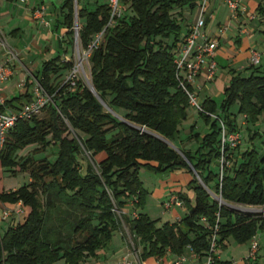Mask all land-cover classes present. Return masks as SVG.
<instances>
[{
	"label": "trees",
	"instance_id": "1",
	"mask_svg": "<svg viewBox=\"0 0 264 264\" xmlns=\"http://www.w3.org/2000/svg\"><path fill=\"white\" fill-rule=\"evenodd\" d=\"M121 2L128 12L117 17L112 27H107L111 17L108 3L93 10L78 9L79 19H84L78 24L83 49H89L94 37L106 31L89 55L91 83L98 95L80 78L74 88L56 82L73 66V61L60 55L45 60L27 79L23 97L31 100L29 88L38 82L52 101L39 114L19 120L0 147L2 167L13 175L30 176L27 184L0 191V202L31 207L23 221L15 220L0 233V264H87L111 244L114 232L121 231L122 219L129 225L134 248L141 247V261L159 260L169 252L182 256L188 246L204 257L213 234L219 248L230 238L238 243L252 241L264 228V214L233 211L211 195L264 206V154L255 147L242 151L230 146L223 153L220 139V120L229 131L238 132L237 115L231 111L236 102L248 121L256 124L264 119V71L257 68L248 76L234 72L221 108L211 97L202 101L200 113L211 122V130L195 153L179 149L185 159L158 135L176 138L187 117L190 104L179 85L175 57L183 38L184 7L193 11L199 2ZM75 3L65 0L62 6L67 9L63 23L70 34L75 33ZM258 11L264 18V0ZM21 95L0 104V110ZM121 108L123 118L109 111ZM52 143L58 148L54 160L33 155ZM30 145L35 146L33 153L18 156L20 149ZM84 151L91 154L85 169L78 159ZM99 153L105 156L97 162L94 156ZM223 154L231 165H224L222 175L211 164L221 166ZM150 161L157 162L158 170L183 167L194 172L195 199L178 195L187 206L186 215L161 227L146 213L130 217L125 210L130 200L136 210L142 202L139 169L153 166ZM203 218L218 230H211ZM213 256L216 264H233L220 259L218 252Z\"/></svg>",
	"mask_w": 264,
	"mask_h": 264
},
{
	"label": "rangeland",
	"instance_id": "2",
	"mask_svg": "<svg viewBox=\"0 0 264 264\" xmlns=\"http://www.w3.org/2000/svg\"><path fill=\"white\" fill-rule=\"evenodd\" d=\"M35 1L36 4L34 5H38L37 0ZM60 1L61 0H58V2ZM201 1L202 0H198L199 4L201 3ZM97 2H101V0H84L82 3L77 4V10L82 5L88 7V9L93 10L97 7L98 5ZM225 3H226L225 0H209L207 7V14L213 7H217V4L223 5L225 7L224 12L225 10L227 11L228 7L225 5ZM199 4L193 11H190L188 9V6L184 7L185 20L182 22L183 23V28L181 30L182 37L186 34L190 26L195 22L199 10ZM127 8L128 6L126 4L125 5L122 4L121 16L124 15L126 12H128ZM29 16H30V21L32 22L36 21L33 18V10H31ZM83 21L84 19H79V17L77 18L78 24L82 23ZM256 22L258 25H262L264 23V18L260 16V18ZM113 25L114 24H112L110 27H112ZM211 27L212 28H210V33L212 32L211 30H214L216 28V26H214L213 24L211 25ZM32 29L36 30L37 32L39 31L40 35L37 36L35 43L31 45V48L29 50L30 57L26 55L27 59H30L29 60L30 62L27 65H24V67L23 65L20 66L19 64L13 67L14 69L13 75L10 76V78L7 81H5V83L3 82L4 84H2L3 89L0 91L2 97H4L3 94H7L9 97H13L20 95V93L27 92V88H28L26 85L27 77L33 75L34 72L42 68L44 60L54 58L57 55H60L62 58H64L66 53L70 56L71 60L74 63L80 62L79 78L82 79L87 85H89V81H91V64L89 61V57L87 56L86 53L88 52V49H83L79 35H76V33L72 35L66 33L65 35L66 39L64 41V44L62 45V48H59L58 47L59 41L57 39L58 35L54 31V29L50 31L48 30L46 31L45 28H41V29L38 28L37 24H33ZM2 31L0 30V37L3 39L5 36L9 34L6 32L3 33ZM105 34L106 31L104 30L100 34L96 35L92 43L101 41ZM48 37L49 39H47ZM45 45L46 47L49 46L50 51L52 53L48 55L47 59H45L43 55L41 56V54L39 57V52L40 50H42V48L45 47ZM0 47H1L0 63H7L8 66L11 65L12 58H14V55L18 56V58L22 60L23 58L22 54L21 53L19 54V52L14 48L4 47L3 45H0ZM65 49H67L68 51L66 52ZM230 50H231L230 54L234 55V47L231 48ZM231 61H232L231 59H227L226 62L218 63L217 75L213 81L205 82L202 80L201 85H203L205 89L203 90L201 95H199L200 96L199 101L201 103L204 98L210 96L212 99L216 101L218 108H221V103L225 97L224 94L225 88L230 83L232 73L235 70L233 67L234 65L230 67L232 63ZM67 75H68L67 71L63 72L60 75V77L57 78L56 82H58L59 84L65 83L67 79ZM247 75L248 74H244V76ZM18 84H21L22 86L20 87L18 86ZM29 89L35 91V86H33L32 89L31 88ZM21 97L17 101V103L20 105L25 100L26 101L28 100L22 95ZM109 111H111L114 115L123 118V114H124L123 109L122 110L109 109ZM231 111L237 115V122L239 123L238 125V132L240 133V142L238 143L239 150L243 151L246 150L248 147H255L260 153L264 154V119L260 118V120L256 124H254L251 121H248L247 118H245V115L242 114L239 110V102H236L234 105H232ZM211 126H212L211 122H208L206 118L203 115H201L198 109L190 106L187 109V117L183 120L182 125L180 126L181 128L180 134L176 138L172 140L166 139V141L169 144H171V146L173 145L172 147L174 149L176 148L180 150L185 149L191 151L192 153H195L202 144V138L211 130ZM253 131H258V133H256L255 137L252 138ZM151 133L157 135L156 132L151 131ZM34 147L35 146L30 145L28 147H25L24 149H20L19 150L20 154H18V156L33 153ZM57 152H58L57 145L52 143L50 146L46 148L45 151H41L39 153H33V155L37 158L47 156L49 157V159L54 160L56 158ZM104 156L105 153H99L95 155L94 158L97 162H99L101 158H103ZM90 157H91L90 152H85V151L81 152L78 155L79 163L83 169H85L87 165V159ZM150 164L151 165L153 164V166L142 165L139 169V178L142 182L144 189L142 202L139 204L136 210L135 207L132 205V201L130 200L127 202L125 210L130 217L136 216L138 212L146 213L147 215H149V217L152 220H155L157 227H161L166 222L176 221L178 218L184 217L186 215L187 206H184L183 204L182 205L173 204L171 207L168 208L166 205L170 202L171 197L174 195H183L186 198H190L192 200L195 199L196 189L194 187V181H192L194 172H191L183 167L172 168L168 170H158L155 168L157 162L150 161ZM211 168L213 170H217L218 172L219 171L221 172V166L217 163L213 162L211 164ZM29 181H30V176L28 175V173H18L13 175L11 171L5 169L0 164V191H10L17 189L27 184ZM211 195L216 199H218V201H220L223 205L227 206L233 211L264 214V206H255V205H247L237 202H229L224 200L223 198L221 199L220 196H216L215 193H212ZM4 206L13 209L16 207V204L12 202H4ZM24 207H25V212L23 213L21 218H19L18 221H23L26 215L31 210V207L28 205H25ZM1 209L2 207L0 206V217H1ZM118 213L121 214L120 211H118ZM17 219L18 218L16 217V214H13L11 217L5 220L0 219V233H3L8 228L9 224L15 223V220ZM256 239L261 243L260 244L261 252L259 253L260 254L259 257H255V255H253L252 261L255 262L258 258H261L260 263L264 264V230L261 231L260 235ZM250 245H251V241H250ZM134 247H135V242L132 233L129 229V225L124 219H122L121 231L114 232L111 244L107 248L103 249L101 253L102 254L105 253L106 255L108 254L107 256L109 261L108 264H118V258L123 254L124 256L120 264H141L139 260L141 247L138 246L137 249H135ZM217 251L218 254L221 255V257L223 258V260L228 259L231 261H233L234 258L237 259L238 256L240 257L251 253L249 250V245L239 244L234 240V238H230V240L226 242V246H220ZM165 259H166V264H169L170 257H166ZM97 261L98 262L96 263L93 259L87 264H102L106 260H104L103 256H101V260H97ZM82 264H86V263L82 262Z\"/></svg>",
	"mask_w": 264,
	"mask_h": 264
},
{
	"label": "crops",
	"instance_id": "3",
	"mask_svg": "<svg viewBox=\"0 0 264 264\" xmlns=\"http://www.w3.org/2000/svg\"><path fill=\"white\" fill-rule=\"evenodd\" d=\"M64 1L65 0H61L60 2H58V0H37L38 4H43L46 6L45 15L47 17V20L49 21V24L43 25L36 21L35 22L30 21L29 15H30L32 8L36 6L34 5L36 4L35 0H29V1L0 0V30L1 31L3 30L2 31L3 33L6 32L9 34L5 36L3 39L0 37V45H3L4 47L14 48L15 50L19 52V54L20 53L22 54L23 56L22 60L24 59L22 62V60L18 58V56L14 55V58H12L13 67L16 66L17 64H19L20 66L23 65L24 67V65H27L30 62L29 61L30 59H27L26 55L30 57L29 50L31 48V45L35 43L37 36L40 35L39 31L37 32L36 30L32 29L33 24H37V27L40 29L45 28L46 31L47 30L50 31L54 29V31L58 35V38H57L59 41L58 47L62 48V45L64 44V41L66 39L65 38L66 33L70 34L68 31V28L63 23L64 13L67 12V9H62ZM83 1L84 0H82L80 3H82ZM261 1L262 0H239L240 2L239 12H238V14L240 13L239 17L232 16L230 10H228L229 7L227 3H225V5L228 7L227 11L225 10L224 12L225 7L223 5L217 4V7L218 5L219 7L218 8L213 7L207 14L208 19H206L205 31L208 33L209 36H212V37L217 36L219 38V45L215 52V59L217 63L226 62L227 59H231L232 63L230 67L234 65L233 66L235 69L234 72H237V73L240 72L242 75L244 74L250 75L257 68H259L260 71H264V23L262 25H258L256 22L261 16V14L258 11V5ZM108 2L109 0H101V2H97V4H104V3L106 4ZM52 4H53V7H52ZM77 4L78 2L75 3L76 15H78ZM80 7H85V6L82 5ZM76 15H75V24H78L76 21ZM213 24L214 26H216V28L214 30H211L212 32L210 33V28H212L211 25ZM221 26H224L226 28L223 34L219 32V29ZM47 39H49V37ZM45 47L42 48V50H40L39 57L41 54V56L43 55V57L47 59L48 55L52 53L50 51L49 46H47L46 48ZM233 47H234V55L230 54L231 53L230 49ZM253 49L258 50L261 53V62L259 65L251 64L250 58H251ZM0 50H1V47H0ZM65 51L67 52L68 50L65 49ZM65 57L70 58V56L67 53L65 54ZM30 77H33V75H31ZM202 80L204 81L203 75H201L197 79L196 84H202ZM4 83H1L0 85L1 90L3 89L2 84ZM18 86L21 87L22 85L18 84ZM203 90L198 91L199 95H201ZM21 94L23 93H20V95ZM3 95L4 97H2L0 94L2 102H3L2 104H4L8 100H12L13 98L17 97V96L9 97L7 94H3ZM17 101L18 100L16 99V100L11 101L10 103H7V105L5 106V110L16 111L26 100L21 105L18 104ZM256 132L258 133V131H253L252 135H255ZM15 204H16V207L13 209H18L20 207L19 203H15ZM0 206L2 207L0 219H2V211H3V208L5 207L4 202H0ZM16 217L18 218L17 220L21 218V216L17 214H16ZM181 218H178L177 220H180ZM263 230L264 228L259 230L255 238H258L261 231ZM250 241L246 243H239V244L249 245V250L251 252ZM260 244L261 243L259 242V251L257 252V254H255V257H259L260 255L259 254L261 252ZM183 255L187 257V261L184 264H201V262L204 260V257H201L199 255L196 256L192 252L191 247L189 246L185 248V252ZM101 256H103L104 260H106L102 264H108L109 262L108 257H107L108 254L107 255L105 253L102 254L101 252H100V257L98 259H94V261L97 263L98 262L97 260H101ZM123 256L124 254L118 258V264H120V262L122 261ZM166 257H170L169 264H173L175 259L178 258V255L169 252L166 255ZM219 257L220 259L223 260L221 255H219ZM165 258L156 260L154 257H150L145 261H141L139 257V260L141 264H155V263L156 264H166ZM260 259L261 258H258L255 262H253L252 255L250 253V254L240 256V257L238 256V258L237 259L234 258L232 262L233 264H261ZM225 260H228V259H225Z\"/></svg>",
	"mask_w": 264,
	"mask_h": 264
},
{
	"label": "built area",
	"instance_id": "4",
	"mask_svg": "<svg viewBox=\"0 0 264 264\" xmlns=\"http://www.w3.org/2000/svg\"><path fill=\"white\" fill-rule=\"evenodd\" d=\"M29 1V0H22ZM122 0H109L111 17L107 25L111 26L115 24L117 17L121 16ZM209 0H202L199 5V10L195 22L190 26L189 30L183 36L175 57V64L177 67V78L180 87L186 92L189 104L191 107L203 111L202 103L199 101V92L204 89L201 84H196L197 79L203 75L204 81H213L216 78L218 63L215 59V52L219 45V38L217 36H209L205 31L206 19H207V7ZM232 16L237 17L240 7L239 0H225ZM33 18L43 25H48L49 21L45 15L46 6L43 4L36 5L33 9ZM253 17V16H252ZM76 35L79 33V25L74 26ZM105 30V29H104ZM226 28L221 26L219 32L223 34ZM100 42V41H99ZM99 42H94L88 49L87 56L89 57L91 50L94 46H97ZM80 56V54H79ZM67 61H72L71 58H66ZM81 60V59H80ZM251 64L259 65L261 62V53L253 49L251 55ZM80 62L74 63L72 68L69 70L65 83H68L71 87H75L77 79L80 77ZM14 73L13 64L7 65V63H0V85L7 81L10 76ZM1 91V87H0ZM52 97L49 96L45 89L38 83H35V91H33V97L31 100L25 101L16 111L0 110V147H2L5 137L8 132L16 125L19 120L30 119L33 116L39 114L44 106H46ZM0 96V104H2ZM217 118V115H213ZM221 132V150L224 153L226 146L238 147L240 142V133L229 131L227 125L220 120ZM221 163V174L223 175L224 165L230 166L229 160H226L224 154L220 159ZM221 196V195H219ZM222 197V196H221ZM220 197V198H221ZM20 207L18 209H12L6 207L2 211V219H8L13 214L22 216L25 212V205L22 202H18ZM221 203V202H220ZM173 204L182 205L183 202L178 195L171 197L170 202L166 205L168 208ZM204 222L211 230L215 232L218 230V226L212 227L207 224L206 219L203 218ZM210 250L204 256V260L201 264H216L213 254L218 251L217 235L213 234L210 241ZM259 250V241L253 238L251 241V255H255ZM195 254V253H194ZM197 256V254H195ZM194 255V256H195ZM187 261L185 255L178 256L173 264H184Z\"/></svg>",
	"mask_w": 264,
	"mask_h": 264
},
{
	"label": "water",
	"instance_id": "5",
	"mask_svg": "<svg viewBox=\"0 0 264 264\" xmlns=\"http://www.w3.org/2000/svg\"><path fill=\"white\" fill-rule=\"evenodd\" d=\"M76 3H77V0H76ZM77 16H78V15H76V21H77V18H78ZM78 35H79V33H78ZM89 87H90V89H91L96 95H98L97 92H96V90L94 89V86H93V85H92V86L89 85ZM107 107H108V106H107ZM158 137L166 141V139H164L162 136L158 135ZM170 145H171V144H170ZM172 146H173V145H172ZM176 150H178L179 153L182 154V155L184 156V154H183L178 148H176ZM184 157H185V156H184ZM185 159H186V157H185ZM220 197H221V196H220ZM221 199H222V197H221ZM221 204H222V203H221Z\"/></svg>",
	"mask_w": 264,
	"mask_h": 264
},
{
	"label": "bare ground",
	"instance_id": "6",
	"mask_svg": "<svg viewBox=\"0 0 264 264\" xmlns=\"http://www.w3.org/2000/svg\"><path fill=\"white\" fill-rule=\"evenodd\" d=\"M89 85H90V86H92V83H91V81H89Z\"/></svg>",
	"mask_w": 264,
	"mask_h": 264
}]
</instances>
